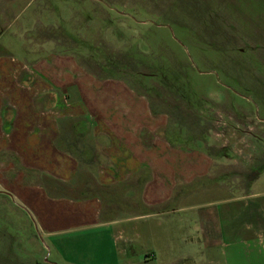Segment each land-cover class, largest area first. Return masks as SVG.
<instances>
[{
	"label": "crops",
	"instance_id": "1",
	"mask_svg": "<svg viewBox=\"0 0 264 264\" xmlns=\"http://www.w3.org/2000/svg\"><path fill=\"white\" fill-rule=\"evenodd\" d=\"M11 2L0 0V264H264V191L249 202L240 185H206L213 158L168 138L123 83L40 67L2 20L16 17Z\"/></svg>",
	"mask_w": 264,
	"mask_h": 264
},
{
	"label": "rangeland",
	"instance_id": "2",
	"mask_svg": "<svg viewBox=\"0 0 264 264\" xmlns=\"http://www.w3.org/2000/svg\"><path fill=\"white\" fill-rule=\"evenodd\" d=\"M14 2L16 17L2 20L19 45L39 49L40 67L123 83L149 101L153 122L168 123V138L176 131L213 158L206 185H240L244 199L261 200L263 0Z\"/></svg>",
	"mask_w": 264,
	"mask_h": 264
}]
</instances>
